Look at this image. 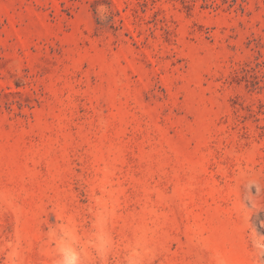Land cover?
Instances as JSON below:
<instances>
[{"label": "rangeland", "instance_id": "rangeland-1", "mask_svg": "<svg viewBox=\"0 0 264 264\" xmlns=\"http://www.w3.org/2000/svg\"><path fill=\"white\" fill-rule=\"evenodd\" d=\"M257 234L264 0H0V264H264Z\"/></svg>", "mask_w": 264, "mask_h": 264}, {"label": "clouds", "instance_id": "clouds-1", "mask_svg": "<svg viewBox=\"0 0 264 264\" xmlns=\"http://www.w3.org/2000/svg\"><path fill=\"white\" fill-rule=\"evenodd\" d=\"M249 188H256L259 190L258 184L255 182L251 183L249 185ZM264 240V236L257 234L256 235V240L254 241V246L260 249L261 254H264V243H259V241ZM61 264H77L76 259L69 257L67 254H64V258L61 261Z\"/></svg>", "mask_w": 264, "mask_h": 264}]
</instances>
